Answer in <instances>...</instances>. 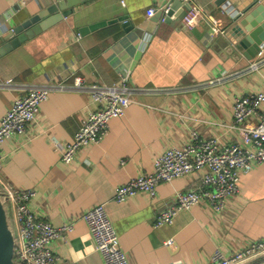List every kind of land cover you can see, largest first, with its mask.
Instances as JSON below:
<instances>
[{"label": "crops", "instance_id": "0c3cea01", "mask_svg": "<svg viewBox=\"0 0 264 264\" xmlns=\"http://www.w3.org/2000/svg\"><path fill=\"white\" fill-rule=\"evenodd\" d=\"M56 1L0 0V43ZM170 1L89 0L0 56V123L16 97L32 88L49 89L26 134L3 144L1 177L16 192L35 191L30 206L40 219L55 227L73 225L51 245L67 261L105 264L82 217L98 204L105 206L129 264H208L217 250L230 254L264 238V164L242 175L239 192L221 212L203 202L160 227L154 226L157 216L173 205L177 193L198 184L197 174L159 183L155 197L140 192L123 202L115 199L117 186L153 172L157 155L188 144L192 132L217 138L223 147L238 141L231 127L235 100L264 91V64L252 68L260 57L251 61L219 41L228 34L232 11L251 0L239 7L240 0H233L230 9L214 0H191L206 13L193 29L185 27L183 18L173 23L158 18ZM151 7L158 11L149 16ZM120 16H128L129 31L117 22L85 36L79 32ZM214 20L224 33L216 35ZM125 75L132 101L125 115L110 121L101 142L81 150L73 163L63 162L56 142L72 141L94 109L86 87H115ZM77 77L86 87L75 88ZM256 259L248 262L264 264Z\"/></svg>", "mask_w": 264, "mask_h": 264}, {"label": "built area", "instance_id": "2783aa9c", "mask_svg": "<svg viewBox=\"0 0 264 264\" xmlns=\"http://www.w3.org/2000/svg\"><path fill=\"white\" fill-rule=\"evenodd\" d=\"M191 2V0H186ZM157 9H148L152 16ZM167 9H165V14ZM205 11L198 5H191L183 18L186 28L193 29L205 18ZM164 20V19H163ZM216 35L224 33L213 21ZM260 59L252 64V68L264 64V51L258 53ZM7 83H12L9 80ZM129 83V76L121 79L120 86L103 87L98 84L84 86L82 77L75 78V88H87L94 109L82 121L72 141L63 145L61 159L67 164L77 160L79 151L98 144L108 131L110 118L122 115L128 108L129 99L124 91L118 88ZM210 83H214L211 80ZM129 88V87H128ZM130 93V92H129ZM49 97V89L32 88L25 94L16 97L12 107L2 117L0 124V172L3 166L1 147L4 142L27 132L28 125L33 122L42 102ZM234 103L233 126L238 129V143L223 147L216 139L203 138L192 132V140L188 144L172 146L154 161L153 172L141 174L128 183L117 186L115 199L123 202L142 192L150 197L157 194V186L161 182H171L188 174H197L198 185L188 191L179 192L171 207L162 211L154 221L155 227L172 224L176 215L206 202L214 212H221L228 200L240 189L241 177L251 172L256 165L264 164V114L259 113L264 102V92H256L248 96H240ZM132 102V101H131ZM252 114L259 116L258 123L250 124ZM248 120V125L244 121ZM126 160L121 161L125 164ZM10 195L14 208L15 224L18 231L16 259L21 264H77L61 258L51 248L53 242L73 230L72 224L61 227L53 226L49 221L40 219L32 210L30 203L35 195L33 190L16 192L8 184H3ZM89 226L95 241L96 249L103 255L105 264H129L126 254L121 249L119 236L110 220L103 204H98L82 216ZM170 243V242H169ZM264 254V238L250 241L243 248L230 254L217 250L208 264H241Z\"/></svg>", "mask_w": 264, "mask_h": 264}, {"label": "water", "instance_id": "95a60500", "mask_svg": "<svg viewBox=\"0 0 264 264\" xmlns=\"http://www.w3.org/2000/svg\"><path fill=\"white\" fill-rule=\"evenodd\" d=\"M87 1L89 0H57L47 9L27 18L21 24H18L10 35L1 39L0 56L6 55L25 42L41 35L52 26L72 15L77 6ZM232 2L234 1L214 0L216 6L227 7V9L233 7L231 5ZM243 2L244 0H240V3H237V7ZM190 7L191 2H186V0H171L166 8V14L164 10H157L158 12H156L158 18H164L165 22L173 23L184 18ZM179 9L181 12H178ZM127 19L128 16H120L111 20H102L80 27L79 32L85 36L117 22H121L125 31H129L132 25ZM221 40L226 41L235 51L243 53L246 58L253 61L258 53L264 49V0H251L241 10L232 11L229 18L228 34H226V38L220 37L219 41ZM17 246L18 233L11 200L5 188L0 184V264H21L16 259ZM261 259H264V254L256 260ZM251 262L243 264H250Z\"/></svg>", "mask_w": 264, "mask_h": 264}, {"label": "bare ground", "instance_id": "6f19581e", "mask_svg": "<svg viewBox=\"0 0 264 264\" xmlns=\"http://www.w3.org/2000/svg\"><path fill=\"white\" fill-rule=\"evenodd\" d=\"M120 84H121V82H120ZM120 84H119L118 86H120ZM103 87H104V86H103ZM115 87H117V86H115ZM128 87H129V86H128L127 83H123V87H122V88H118L119 91H124L125 94L127 95L128 99H129V104H128L127 107H129L130 104H131V99H130V96H129L130 89H129ZM108 88H114V87H108ZM261 92H264V91H261ZM254 94H255V93H254ZM250 95H252V94H250ZM20 96H21V95H20ZM243 96H248V95H243ZM239 98H242V97L239 96L238 99H239ZM15 99H16V98H15ZM15 99H14V100H15ZM13 102H14V101H13ZM42 103H43V102H42ZM12 105H13V103H12ZM11 107H12V106H11ZM11 107H10V108H11ZM40 107H41V106H40ZM260 107H261V106H260ZM8 110H9V109H8ZM126 110H127V109H126ZM233 110H234V105H233ZM39 111H40V109H39ZM38 113H39V112H38ZM125 113H126V112H125ZM125 113L122 114V115H118V116H113V117H111V118H110V121L113 120V119H115V118H118V117H122V116H124ZM259 113H261V112H260V109H259ZM261 114H263V113H261ZM4 115H5V114H4ZM4 115H3V116H4ZM37 115H38V114H37ZM36 117H37V116H36ZM253 118H254V119L257 118V120H258L259 116H257L256 114H252V115H251V118L249 119V123H250V124H252V125L255 124V125H256V124L258 123V121H257V123H253V122L251 123V122H250V120L253 119ZM35 119H36V118H35ZM1 120H2V119H1ZM110 121H109V123H110ZM243 123H244V125H248V120L246 119ZM0 124H1V123H0ZM233 124H234V122H232V125H231V126H233ZM233 129H234L236 132H239L238 129H236V128H233ZM108 130H109V124H108ZM107 132H108V131H107ZM25 134H26V133H25ZM25 134H24V135H25ZM106 134H107V133H106ZM20 136H22V135H20ZM105 136H106V135H105ZM105 136H104V137H105ZM12 138H13V137H12ZM73 138H74V137H73ZM213 139H216V140L219 142V140H218L217 138H213ZM239 141H240V140H239ZM239 141H237L236 143H238ZM100 142H101V141H100ZM4 143H5V142H4ZM4 143H3V144H4ZM3 144H2V147H3ZM57 144H59V142H58ZM219 144H220V143H219ZM59 145H61V144H59ZM62 145H63V144H62ZM2 147H1V154H2ZM57 147H59V146H57ZM60 150H61V149H60ZM79 152H80V151H79ZM78 154H79V153H78ZM77 157H78V156H77ZM2 159H3V156H2ZM61 160H62V159H61ZM154 161H155V160H154ZM125 163H126V162H125ZM258 166H259V165H256V166L254 167V169H255L256 167H258ZM2 167H3V166H2ZM1 172H2V169H1ZM1 172H0V184H1L3 187H4V185H3L4 183H6V184H8V185L10 186L9 183L5 182V181L2 179V177H1ZM249 173H250V172H249ZM185 176H186V175H185ZM136 177H137V176H136ZM171 182H172V181H171ZM198 183H199V181H198ZM197 185H198V184H197ZM197 185H196V186H197ZM196 186H195V187H196ZM10 187L12 188V186H10ZM195 187H194V188H195ZM4 188H5V187H4ZM12 189L14 190V188H12ZM5 190H6V189H5ZM190 190H191V189H190ZM6 191H7V190H6ZM22 191H23V190H22ZM238 192H239V191H238ZM238 192H237V193H238ZM7 193H8V191H7ZM237 193H236V194H237ZM8 194H9V193H8ZM177 194H178V193H177ZM9 198H10V195H9ZM175 198H176V196H175ZM10 200H11V199H10ZM174 201H175V199H174ZM11 204H12V201H11ZM12 209H13V214H14L13 204H12ZM187 210H188V209H187ZM14 219H15V216H14ZM88 227H89V226H88ZM16 228H17V225H16ZM17 233H18V231H17ZM242 248H243V247H242ZM121 249H122V248H121ZM123 252H124V251H123ZM124 253H125V252H124ZM258 257H260V256H258ZM258 257H256V258H258ZM253 259H255V258H253ZM251 260H252V259H251ZM248 261H250V260H248ZM248 261H245V262H248ZM245 262H243V263H245ZM243 263H241V264H243Z\"/></svg>", "mask_w": 264, "mask_h": 264}]
</instances>
